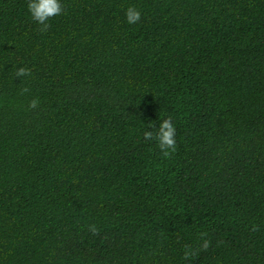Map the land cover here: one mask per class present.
I'll use <instances>...</instances> for the list:
<instances>
[{
	"label": "trees",
	"instance_id": "16d2710c",
	"mask_svg": "<svg viewBox=\"0 0 264 264\" xmlns=\"http://www.w3.org/2000/svg\"><path fill=\"white\" fill-rule=\"evenodd\" d=\"M61 3L0 0V264H264V0Z\"/></svg>",
	"mask_w": 264,
	"mask_h": 264
},
{
	"label": "clouds",
	"instance_id": "9594fccd",
	"mask_svg": "<svg viewBox=\"0 0 264 264\" xmlns=\"http://www.w3.org/2000/svg\"><path fill=\"white\" fill-rule=\"evenodd\" d=\"M28 12L34 22L39 24L41 27L40 32H46L50 28L49 20L64 13V6L61 0H27ZM126 20L129 24H136L141 19V13L135 7L130 6L125 12ZM32 75V71L29 68L21 67L17 69L15 77L23 78ZM30 91L28 87H24L21 90V95L26 94ZM40 106L39 99H32L29 102V109H37ZM149 128L155 127L153 124L148 125ZM145 141L155 140L159 152L162 153L165 159L171 158V155L177 151L176 143V128L172 123L171 118L164 119L155 133L153 131L144 132ZM88 230L93 235H99V229L95 225H89ZM253 231H258L256 226H253ZM201 238L207 236L206 232L200 234ZM211 245V241L203 239L202 245L193 249L189 245H185L184 260H190L195 257L199 251H207Z\"/></svg>",
	"mask_w": 264,
	"mask_h": 264
}]
</instances>
